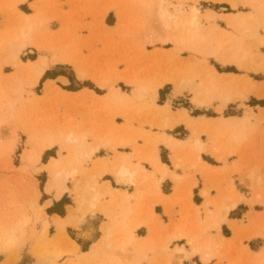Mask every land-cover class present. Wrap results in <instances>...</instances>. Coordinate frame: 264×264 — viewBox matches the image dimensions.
I'll return each instance as SVG.
<instances>
[{"label": "rangeland", "instance_id": "374dc122", "mask_svg": "<svg viewBox=\"0 0 264 264\" xmlns=\"http://www.w3.org/2000/svg\"><path fill=\"white\" fill-rule=\"evenodd\" d=\"M259 1L264 5V0ZM131 2L132 0H0L1 36L9 37L17 33L22 25L35 24L31 41L20 55L23 63L27 64V61L32 62L39 57L54 56L65 62L48 68L49 71L41 78L39 85L30 89L21 71H17L11 64L4 63L3 57L6 50L0 44V106L8 100L18 98L13 117L5 120L0 126V188L6 193V203L0 215V264H81L72 260L74 253L68 252V245L62 236V230L57 221L49 218L50 213L46 208L47 201L53 200V197L46 191L48 175L43 168L50 158H63L64 152H59L58 143L55 142L57 147L44 153L31 169L25 171L22 162L24 153L30 149L31 136L37 139H42L46 133L56 136L64 123L67 125L74 123L77 126V129H74L76 133L86 132L88 134L87 131H90L93 133L92 136L97 138H100L102 131L110 125L116 126L117 132L113 135L116 137L125 136L127 132L134 131V134H138L135 146L119 149L121 152L126 150L125 152L132 153L131 162L133 164L145 162L141 157L148 146L145 141L162 133L182 139L187 138L186 135H190L188 139H199L203 145L201 152L203 160L215 165L220 164L222 168L208 173L200 172L198 168H189L190 162L193 163L197 154L192 151L187 158L188 161L184 162L183 168L178 169L184 173L194 170L204 176L203 191L200 194L202 196L203 192L208 193L206 204L203 206L206 213L208 214V207L216 211L214 203L219 199L227 201L230 194L234 192L239 193L243 198L236 214L240 221L232 225L235 231V240L232 241L234 244L233 246L230 243L224 245L219 252L214 250V258L220 264L222 262L247 264L246 248L243 245L249 244L252 251H264V197L260 201L254 198L257 188L260 187L261 192H264V110H262L264 109V97L258 96L260 89L264 88V75H256L224 64L218 56L202 55L187 47H181L178 52H175L172 45L145 42L139 34L128 29L139 16L135 9H131ZM169 2L178 5L176 0H169ZM231 4L236 8L232 9ZM181 5L184 10H188L190 6L199 9L200 25L203 31L210 28L217 30L216 32L222 29L229 31L225 14L255 12L248 0L183 1ZM206 10H212L218 14L215 21L203 20L202 15ZM22 15L28 17L27 22H24ZM258 19L261 46L257 43L253 44L254 42L249 39H244L243 42L253 51L256 48L264 52V19L259 14ZM122 24H126V28ZM41 37H46L47 40L40 43L39 38ZM210 67L215 69L221 79H226L225 74L234 75L233 80L244 94L243 98L234 97L222 112L218 111L217 101L202 107L192 104L190 86H183L180 93H177L174 87L179 83L180 78L193 80L194 87L204 84L207 81ZM25 68L23 67L22 70ZM17 75L18 78L13 81V76ZM57 77L65 78L63 80L67 83L64 84L63 80L55 82ZM100 77L105 78L110 85L101 88ZM48 80L54 83L56 89L67 92L70 96L62 97V95L46 93L44 89ZM168 82H173L175 85H166ZM159 84L165 85L158 95L154 96L153 88ZM18 87L24 91L11 96L8 90ZM136 88L142 92V96L138 99L132 93ZM111 89H117L129 96L127 114H117L120 106L116 104L105 108L101 106L100 99L85 98L86 90L102 98ZM165 104L169 105L172 113L185 109L190 117L204 116L217 119L210 123L193 121L196 129L194 133H190L191 129L187 125L185 127L189 132L184 131L183 126L170 133L169 128L156 125V120L165 115L164 111L156 105ZM250 109L254 116L251 118V129L248 128L245 131V139L239 145L227 146L234 151L232 156L223 162L217 160V155L213 152L212 141L205 132L206 129L212 126L218 127L220 124L218 118L244 117ZM4 111L7 112L6 108ZM109 111L112 112L109 113ZM129 113H133V116ZM92 136L87 138L88 142L92 141ZM159 145L162 144L157 143V147ZM163 149L160 148L162 162L168 164L171 169L177 170L173 165L176 153L173 152L172 159L167 162ZM183 152L184 150L179 155L181 156ZM246 153L249 154L248 158H245ZM250 154L252 158L253 155L254 158L257 156L255 160L250 158ZM97 157H105L110 163L113 161L114 154L104 148L94 159ZM210 157H213L216 162ZM250 169L255 173V178L262 181L259 186L256 180L254 182L246 177ZM187 178L186 176L184 179ZM103 181L104 179H100L99 182L105 187L102 184ZM184 182L185 180L181 183ZM67 186L72 188V183H67ZM113 187L115 189L124 188L116 184H113ZM133 189L135 192V188ZM36 193L39 195L40 208L32 210L31 200L37 195ZM68 195L66 196L68 206L75 207L74 196L69 192ZM132 201L130 209L132 208L133 212L124 222L130 227L137 220H141V206L137 205L136 201ZM195 202H198V198H195ZM103 203L105 208L97 209L95 216L82 219L79 213L73 224L66 218L68 214L67 207L65 208V220L62 227L66 235L80 246L79 252L89 250L88 247L83 246V243L84 240L89 239L90 233L96 236L97 230L96 240H100L101 235L104 234L103 230L110 226L112 216L122 211L111 202L109 195L105 196ZM183 207L188 210L185 202ZM147 219L151 220L149 216ZM83 221L86 222L82 224ZM205 222L211 226V221L205 218ZM145 225L151 224L148 222ZM8 227L15 229V237L11 240L5 236V228ZM211 229L215 228L211 227ZM229 250H232L231 253ZM148 255L150 258L148 257L143 264L152 263L153 254L148 252Z\"/></svg>", "mask_w": 264, "mask_h": 264}, {"label": "bare ground", "instance_id": "6f19581e", "mask_svg": "<svg viewBox=\"0 0 264 264\" xmlns=\"http://www.w3.org/2000/svg\"><path fill=\"white\" fill-rule=\"evenodd\" d=\"M176 1H178V5L170 3L169 0H132L130 7L131 9H135L139 16H136L137 20L134 21L132 26H127L128 29L130 28L136 34H139L140 37L149 44L157 43L162 45H172L174 46L175 52H178L181 47H187L188 49L201 53L202 55L218 56L220 58L219 60L224 64L244 69L256 75H264V52L256 50V48L253 51L249 45H246L243 42L244 39H249L254 42L253 44H260V37L258 35L260 27L258 14L264 19L263 3L259 0H248L255 10L254 13L235 12L232 14H225V18H227L226 24L229 31L222 29L219 32H216L217 30L215 31L213 28H206L207 31L202 30L200 25L201 13L197 7L190 6L188 10H184L183 5H181L183 1L197 2V0ZM232 5L233 4H231V6ZM235 8L236 6L233 5L232 9ZM217 16L218 14L212 10H206L202 15L203 20L206 22L215 21ZM22 19L24 22H27L28 17L22 15ZM126 24H122L125 25L123 26L124 28H126ZM34 27V23H29L27 25H22L17 33L12 34L9 37L0 35V44H2L6 50L3 57L4 63L11 64L17 71H21L26 77L30 89H34L39 85L41 78L50 66L65 63L60 61V59L58 60L55 56L51 58L39 57L32 62L27 61V64L20 60L21 53L27 49L28 44L31 41ZM46 40V37L39 38L40 43H44ZM23 67L26 68L22 70ZM218 75L219 74L216 73L215 69L210 67L208 70L207 81L204 84L194 87L193 80L179 77V83L174 87L176 92L180 93L183 86H190L192 91L190 101L192 104L197 107H202L217 101L219 104L218 111L222 112L227 104L231 103L234 97L243 98L244 94L233 80L234 75L225 74L226 79H221ZM13 78V81H15L18 78V75L15 77L13 76ZM100 78L101 80L99 83L101 88H106L110 85L105 78ZM11 82H9V85H11ZM63 83L66 84L67 81L63 80ZM164 85L165 84H159L153 88L154 96L158 94ZM166 85L175 84L173 82H168ZM44 90L46 93H49V95L53 93L62 95V97L70 96L69 93L56 89L54 83L51 81L45 83ZM23 91L24 90L20 87L10 88V90H8L11 96L12 94H21ZM84 93L85 98L87 99H100L101 106H104L105 108H109L112 104L120 106L117 110V114L128 113L130 98L127 94L117 89H111L108 91V94L102 98H99L87 90ZM132 93L137 99L142 96V92L138 88L134 89ZM258 96L262 98L264 97V88L260 89ZM17 99L8 100L4 105L0 106V126L5 120L13 117L14 111L16 110ZM156 107L160 108V110L162 109L165 113L162 118L156 120V125L161 128H169L171 130L179 124L186 123L187 127L194 133L196 129L193 121L201 123L216 121V119H206L204 117L199 120L189 119L185 109L180 110L178 113H172L168 104L162 106L156 105ZM4 108H6L7 112L4 111ZM110 112L112 111H109V113ZM129 114L130 116H133V113ZM104 116L106 117V115ZM253 116L254 114L250 109L247 114H244V117L219 118L218 121H220V124L218 127L212 126L211 128L209 127L206 129L205 132L212 141L214 146L213 152L217 155V160L223 162L232 156L234 151L227 146L239 145L243 142L245 139V131L248 130V128L251 129V118ZM18 121L20 120L18 119ZM76 127L77 126L74 125V123L70 125L64 123L63 128L57 132L56 136L52 133L44 134L42 139H37L34 136H31L29 139L30 149L24 153L22 158L23 169L25 171L31 169L39 162L44 153L57 147L55 142L58 143L59 152H64L63 158H50V160L44 165L43 169H45V173L48 175L46 191L54 196V201H60L68 194V192L74 196L76 206L67 208L68 221L70 220L73 224L76 222L77 214L79 213H81V217L84 219L88 215H94L97 209H104L105 204L103 203V199L106 195L111 196V202L122 209V211L116 213L114 217L112 216L110 226L103 230L104 234L102 239L86 252H79V245L66 235L62 227L64 219L58 217L53 219L57 221L59 228L62 230V236L68 245V252L74 253L72 260L81 264H143L148 259V252H154V249L156 248L152 238L153 231L150 230L148 242L144 243L137 240L134 232L136 229L149 222L150 219L148 220L147 216H149L151 220L154 219L153 214L150 212L152 205H149L147 202V196L149 194L156 193L157 195H160V180H157L154 177V174H159L161 179L167 175L172 177L176 182L179 179L173 174H169V171L165 166L160 165L156 151L157 143H161L167 149L176 153L173 163L175 168H183L184 162L188 161L187 158L189 157L190 152L195 151L197 153L196 160L193 163L191 162L189 168H198L200 172L208 173L211 172V170H209L205 164H202L199 158V155L203 150V145L199 139H189L182 142L164 133L148 139V141L146 140L145 142L148 143V151L142 159L147 161L153 168V173H148L140 164H133L129 155L119 153V148L135 146L138 134H134V131H131L132 133L127 132L125 136L116 137L113 136L117 132L116 126L110 125L102 131V136L97 138L92 136L93 133L90 131H87L88 134L86 132L76 133L74 130L77 129ZM83 127L85 128V126ZM89 136H92L91 142H88L87 140ZM104 148L110 150L114 154L113 161H110V163L107 162V159H101V157L94 159L101 149ZM183 150L184 152L180 156L179 153ZM246 154L245 158H248L249 154ZM254 154L257 155L256 153ZM250 155V158H252V154ZM255 158L253 155L252 160H255ZM252 163L254 162L252 161ZM104 174L113 176L117 185L134 186L136 192L133 195H130L127 192L113 190L110 187L105 189L99 182ZM254 174L253 170L250 169L248 170L246 177L251 181L256 180V183L259 186L262 181L255 178ZM69 182L72 183V188L67 186V183ZM256 183L255 185H257ZM257 189L254 198L260 201L264 197V192H261L260 187ZM5 195V191L0 188V215L4 210L2 207L6 203ZM202 195L207 198L208 193L203 192ZM242 199L243 198L239 193L234 192L233 194H230L227 201L224 199L217 200L214 203L217 212L213 214V212L208 211L206 216V219L211 221V227L218 229L220 223L225 221L226 215L229 211L234 209L237 202ZM132 200H135L137 204L144 203L145 208L140 215L141 220H137L133 223L132 227H130L124 222L133 212L131 210L132 208L130 209ZM31 201L30 207L32 210H36L38 207L40 208L38 194ZM47 205L49 206L51 203H48ZM185 206L188 207V204ZM195 217L199 218L198 212H196ZM146 221L148 222L146 223ZM200 227L201 223L198 222V224L192 228V231L185 229L184 234V229L183 231L180 230L178 233H174L170 228L169 235L162 241V256L160 260H152V263L150 262L149 264H181L183 258L187 259L195 254H200L203 263L210 261L215 257V253L212 250L210 240L202 239L200 237L201 233L206 232L205 228ZM153 228L154 230L159 229L160 223H154L152 229ZM5 231V236L9 240L15 237L14 228L8 227L5 228ZM181 237L187 239V243L191 246L192 252L187 253L183 248L176 247L172 253H168L172 240ZM173 253L179 254L182 257L180 256L176 261ZM247 264H264V251H261L257 255L249 256Z\"/></svg>", "mask_w": 264, "mask_h": 264}, {"label": "crops", "instance_id": "0c3cea01", "mask_svg": "<svg viewBox=\"0 0 264 264\" xmlns=\"http://www.w3.org/2000/svg\"><path fill=\"white\" fill-rule=\"evenodd\" d=\"M49 68H51V66ZM47 71H49V69H47ZM47 71L45 72V74L47 73ZM63 79H65V78L57 77L55 82H60V80H63ZM48 81H50V80H48ZM188 117H189V119L199 120L204 116L190 117L188 115ZM204 118H206V117H204ZM224 118H229V117H224ZM206 119H217V118H206ZM183 126H184L183 130L188 131L186 129L187 127H185L186 123H182V124L177 125L176 127H174L171 130L169 129L168 132H170V133L174 132L178 128H181ZM189 131H190V133L192 132L191 130H189ZM166 135H170V136L174 137L175 139L182 141V142L187 141V140H189L188 138H190V135H186L187 138H184V139L176 138L175 136H173L171 134H166ZM139 146H141V144H139ZM160 148H164L163 150H164L165 158H166L167 162L172 159L173 151H171L170 149H167L164 145H159L156 149L160 165L165 166L168 169L169 174H173L175 177H177L179 179L176 182L169 175H167L166 177L161 179V176L159 174H157V173L154 174V177L157 180H160V182H159V194L160 195L153 193V194H149L147 196L148 204L152 205L150 212L153 214L154 219L149 220V223L151 225H148V226L142 225L141 227H139L138 229L135 230L134 234H135V237L137 238V240H139V242H142V243L148 242L150 230L153 231L152 232L153 233L152 238H153V242H154V245L156 246V248L154 249V252H151V253L153 254L152 260L157 261V260H160V258L162 256V252H161L162 241L169 235L170 228L174 233H178L180 230L183 231V229H184V231H183V234H184L185 229L188 231H192V228L195 227L196 224H198V222H200L201 223L200 228L206 229V232L201 233L200 237L202 239L210 240L213 252H214V250H217L219 252V250L221 248H223L224 245L229 244V243L233 246L234 243L232 241L235 240V235H234L235 231L232 228V225L234 223H237L238 221H240L239 217L236 216V214L238 212L237 208H238V205L241 202V200L237 202L236 207L234 209L229 211V213L226 215L225 221L220 223V226L218 229H211L210 224L208 222H205V218L207 216V213L203 208V206L206 204L207 200L203 195L201 196V194H200L203 191V186H204V181H205L204 176L199 174L198 172H195L194 170L193 171L191 170L189 172L187 171L186 173H184L178 168H176L177 170L171 169L168 164H165L162 162L161 154H160ZM119 149H126V148H119ZM102 150L103 149H101V151ZM125 151H123V152L119 151V153L120 154H127L130 156V159H131L132 153L131 152H125ZM147 151H148V147H147V149H145L143 151L144 153L141 155L142 158L145 157ZM190 154H192V152H190ZM199 158H200V162L202 164H205L206 167L209 168V170H211V172H213V170H217V169L222 168V165H220V164L215 165V164H211L210 162H206L205 160H203L201 153L199 155ZM210 158L215 161V159L213 157H210ZM101 159H106V158L101 157ZM195 160H196V156L194 158V161ZM140 165L145 169L146 172L153 173V168L147 161H145L144 163H141ZM186 176L188 178L184 179ZM101 179H104L102 184L105 185V187H104L105 189L110 187L113 190H118L121 192H127L130 195H133L136 192V189L134 192V189H133V188H135L134 186L117 185L113 176H111L109 174H104L101 177ZM183 180H185V182L181 183ZM113 184H116L118 187H124V188H122V189L116 188L115 189L113 187ZM188 185H189V187H188ZM127 188H128V190H127ZM46 195H48V194H46ZM67 195H65L60 201H54V196L52 194L50 195L53 197V200H48L49 202L47 201V203H46V204L51 203V205L46 206L47 210H49V213H50V215H49L50 219H54V218L58 217L60 219L65 220V218H64L65 217V215H64L65 214V208L66 207L67 208L72 207V206H68V204H67V201H68V199L66 197ZM195 198H198V202H195ZM184 202H185V205L188 204V207H187L188 210L183 207ZM132 204H133V201H131V205ZM137 205L141 206L140 207L141 208L140 215H141L143 209L145 208L144 203H139ZM67 208H66V210H67ZM207 210L213 212V214L216 213V211L214 209H212L211 207H208ZM196 212L199 213V218L195 217ZM67 214H68V212H67ZM88 216H95V214L94 215H88ZM101 218H103V217L101 216ZM85 222L86 221H83L82 224H84ZM154 223H160V228L157 230H154V228L152 229ZM97 235H98L97 230H96V236L93 233H90L89 239L84 240L83 246L85 245L90 250L91 247L94 246L99 241V240H96ZM102 237L103 236L101 235V239H102ZM94 241H96V242H94ZM176 247L183 248L187 253L192 252V248L187 243V239L185 237H181L179 239L172 240V242L169 246V252L168 253H172V251H174V249ZM243 247L246 248L245 252L247 253V260H248L249 256L257 255L260 253L257 251H252L249 247V244L243 245ZM231 251L232 250H229V253H231ZM173 255H174L175 260L181 256V255L176 254V253H173ZM148 257L150 258V255H148ZM181 264H220V263L214 257L210 261H208L207 263H203L201 260L200 254H195V255H192L191 257L187 258V259L183 258ZM222 264H227V263L222 262Z\"/></svg>", "mask_w": 264, "mask_h": 264}, {"label": "trees", "instance_id": "16d2710c", "mask_svg": "<svg viewBox=\"0 0 264 264\" xmlns=\"http://www.w3.org/2000/svg\"><path fill=\"white\" fill-rule=\"evenodd\" d=\"M49 212V211H48Z\"/></svg>", "mask_w": 264, "mask_h": 264}]
</instances>
